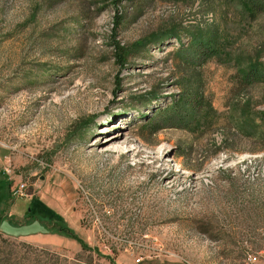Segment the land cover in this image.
Returning <instances> with one entry per match:
<instances>
[{
  "label": "rangeland",
  "instance_id": "374dc122",
  "mask_svg": "<svg viewBox=\"0 0 264 264\" xmlns=\"http://www.w3.org/2000/svg\"><path fill=\"white\" fill-rule=\"evenodd\" d=\"M0 264H264V12L0 0Z\"/></svg>",
  "mask_w": 264,
  "mask_h": 264
},
{
  "label": "trees",
  "instance_id": "16d2710c",
  "mask_svg": "<svg viewBox=\"0 0 264 264\" xmlns=\"http://www.w3.org/2000/svg\"><path fill=\"white\" fill-rule=\"evenodd\" d=\"M119 1H124V0H119ZM239 1L242 3L243 7L252 15H257L261 12H264V0H239ZM197 39H199L198 43L196 42ZM192 43H195L194 46L195 45L199 46V49H196V53L197 55H199L198 57L200 59L204 58L206 60L209 57H211V55L214 54L215 52L218 53L220 51V46L222 45L220 44L219 38L217 36L213 38L212 35L208 36L207 38L206 37L203 38L202 35L201 37H195L192 40ZM187 51L188 49L180 43V47H178L176 53L177 54L181 53L184 55L187 54ZM119 59L123 61V53L121 52L119 53ZM255 73H258L257 70ZM184 96L186 99V105L182 113L176 115L173 111V109L175 108V104H171V106L166 107L163 110L155 111L153 117L155 118V116L157 117L158 115L159 118L158 119L151 118L148 121L147 126L153 125L152 129L154 130V132H157L159 129V125H162L160 126L161 128L169 125L177 127L178 125H181L183 121H186V118H188V120L190 121H193L192 117L195 118L199 117L201 114L200 111L203 107L202 98L201 101H197V100L195 101L192 93L188 97H186V94ZM186 125L187 124H185V126Z\"/></svg>",
  "mask_w": 264,
  "mask_h": 264
},
{
  "label": "built area",
  "instance_id": "2783aa9c",
  "mask_svg": "<svg viewBox=\"0 0 264 264\" xmlns=\"http://www.w3.org/2000/svg\"><path fill=\"white\" fill-rule=\"evenodd\" d=\"M14 194L18 196H27V186L25 183H21L14 189ZM256 259V258H254Z\"/></svg>",
  "mask_w": 264,
  "mask_h": 264
}]
</instances>
